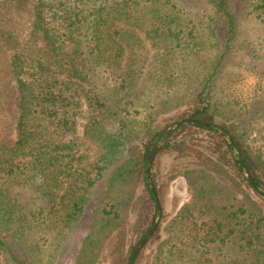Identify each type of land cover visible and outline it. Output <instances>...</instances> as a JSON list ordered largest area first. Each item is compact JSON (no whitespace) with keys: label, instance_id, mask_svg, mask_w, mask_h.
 I'll return each instance as SVG.
<instances>
[{"label":"trees","instance_id":"trees-1","mask_svg":"<svg viewBox=\"0 0 264 264\" xmlns=\"http://www.w3.org/2000/svg\"><path fill=\"white\" fill-rule=\"evenodd\" d=\"M246 21L256 34L242 36ZM206 47L198 79L176 71ZM257 61L264 82V0H0V88L17 108L15 140L0 142V264H61L78 231L74 264H96L114 233L112 264H128L131 211L137 240L158 217L147 161L181 121L207 127L177 126L150 179L162 208L159 157L189 159L176 175L190 198L133 264L153 243L150 264H264V153L250 141L264 93L234 109L220 85ZM82 144L96 147L90 168Z\"/></svg>","mask_w":264,"mask_h":264},{"label":"rangeland","instance_id":"rangeland-1","mask_svg":"<svg viewBox=\"0 0 264 264\" xmlns=\"http://www.w3.org/2000/svg\"><path fill=\"white\" fill-rule=\"evenodd\" d=\"M255 24H253L252 21H246L242 23V36L248 37L252 33L256 34L257 30ZM200 39L204 40V36L200 34ZM208 38L206 43H208ZM257 43V42H256ZM254 43L251 48V55H257L260 53V46L258 44ZM207 52H204L199 56L198 58L188 60L185 62H180L177 66L176 71H181L188 79L195 77L198 79L201 74H203V71L205 72L207 69V64L205 63L206 60L209 58L210 55H213V52L209 51V49L206 47L205 49ZM153 53H151V56ZM257 67L253 70H245L242 66L234 69H230V72H234L236 75L233 78H230L227 73H224V78L221 80V84L223 85L224 90L228 89L229 92L233 91L232 95V102L230 103L231 107L234 109H239L245 102H249L252 100L253 97L256 95H259L260 93H264L262 91L264 89V82L259 78V76L255 72H260L261 62H256ZM206 64V66H205ZM239 73V75H238ZM231 75V74H230ZM233 79V80H232ZM1 85V84H0ZM220 87V86H219ZM13 88L11 87H4L0 88V142L1 143H7L11 144L14 142L16 138V132L14 130V124L15 119L17 116V108L16 104L14 103V98L12 97L13 94ZM255 102V101H254ZM257 102H261L260 105L256 106V109L254 112H252V116L256 114L255 118L258 122L255 126L254 133H252V136L250 138V141H254L255 146L258 147L263 151L264 153V94L261 96ZM6 104V107L4 106ZM78 132L76 134V138L78 140H81L82 138V124L85 122L84 119L80 118L78 121ZM1 125H3V128H1ZM81 151H83L85 154L89 156L86 167L90 168L92 161L97 157L95 154L96 147L94 145L87 146L82 144L80 146ZM181 169H189V170H195L194 167L191 165V162L189 159L184 158H176L175 154H163L159 157L158 160V185L166 184L164 195H163V203L161 211L162 213H165V221L163 223V226L167 224L168 221H170L173 217L176 216V214L180 211V208L182 205L187 202L190 198V192L188 191L187 183L183 176L176 175L178 170ZM171 177H173L172 180H169ZM175 177V178H174ZM218 181V180H217ZM220 183H227L230 185V182H221ZM256 200H258L259 204L262 203L259 201L257 197H254ZM131 211V218L127 225V239H128V246L133 245V249L135 245L139 242V240L136 239V237L132 233V227L135 223L136 219V207H134ZM161 220V217H160ZM159 220V222H160ZM159 224V223H158ZM152 228V227H151ZM81 234L78 231L76 234L72 235L71 239H69L68 245L66 250L63 251L64 256L61 261V264H74L72 260V251L75 249L78 240L80 238ZM165 236V233L164 235ZM116 234L114 233L111 238L104 244L102 251L99 255V258L96 262V264H112L113 262V256H111L114 245L116 243ZM73 245V250H69L68 247H71ZM156 244L153 243L149 245L145 251L146 258L141 264H150L152 254L154 252ZM132 249V250H133Z\"/></svg>","mask_w":264,"mask_h":264},{"label":"water","instance_id":"water-1","mask_svg":"<svg viewBox=\"0 0 264 264\" xmlns=\"http://www.w3.org/2000/svg\"><path fill=\"white\" fill-rule=\"evenodd\" d=\"M185 123H189V124H192V125H195V126H199L201 128H206L207 126L205 125H202L198 122H195V121H181L171 127H169L165 132L164 134L161 136L160 138V141L158 142V144L154 147V149L152 150L150 156H149V159L147 161V168H146V181H147V185L149 186L150 190H151V193L154 197V201H155V204H156V207H157V212H158V217L155 221V223L153 224L152 228L150 229V231L145 235L143 236L139 242L135 245L130 257H129V263L128 264H133V260H134V256L135 254L137 253L138 249L144 245V243L146 242V239L148 237H151L156 229H157V226H158V223H159V220H160V217H161V214H162V211H161V205H160V202H159V199H158V196H157V193L153 187V184L151 182V179H150V166L156 156V154L158 153L159 149L161 148V146L163 145V143L165 142V140L167 139V137L169 136V134L177 127V126H180V125H183ZM219 132L223 135V137L230 143V138L226 135L225 131L222 130L221 128H218ZM245 176L247 178V180L249 181L250 185L255 188L250 176L248 174L245 173ZM264 194V193H263Z\"/></svg>","mask_w":264,"mask_h":264}]
</instances>
